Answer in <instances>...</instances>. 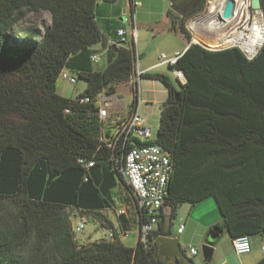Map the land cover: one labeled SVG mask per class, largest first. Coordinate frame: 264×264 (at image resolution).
Instances as JSON below:
<instances>
[{
	"label": "trees",
	"instance_id": "obj_1",
	"mask_svg": "<svg viewBox=\"0 0 264 264\" xmlns=\"http://www.w3.org/2000/svg\"><path fill=\"white\" fill-rule=\"evenodd\" d=\"M169 1L170 29L190 42L187 22L207 0ZM98 6L99 0H0V264H167L158 256L159 236L170 234L164 210L172 221L182 204L208 198L232 241L264 235V45L249 60L239 48L191 44L174 67L186 84L176 88L155 76L168 99L152 143L173 164L158 229L148 246L139 240L127 247L118 234L77 243L67 211L99 215L120 185L132 195L122 155L143 145L132 139L113 150L104 141L98 98L131 83L136 52L133 43L118 41L107 49L106 68L94 69L93 47L107 44ZM39 12L49 14L47 24L20 28ZM65 69L87 83L75 99L57 93Z\"/></svg>",
	"mask_w": 264,
	"mask_h": 264
},
{
	"label": "built area",
	"instance_id": "obj_2",
	"mask_svg": "<svg viewBox=\"0 0 264 264\" xmlns=\"http://www.w3.org/2000/svg\"><path fill=\"white\" fill-rule=\"evenodd\" d=\"M252 0H234L233 14L230 18H224L222 15L226 0H207L206 9L201 14L193 17L187 22V30L191 34V44H200L213 50L239 48L247 59H254L262 46L264 45L262 31V21L264 14L262 10H254L251 7ZM134 8L141 7V2L133 0ZM214 10H217L216 13ZM216 14L217 19L201 21L210 14ZM135 20V14L132 16ZM135 23V22H134ZM136 24L133 26L131 35L128 37L125 29H119L117 34L120 42L133 43L137 38ZM197 36L200 39H197ZM202 36V37H201ZM207 38L211 42H216L217 48L210 47L206 42ZM260 41L257 43V40ZM263 39V40H262ZM236 41V43H235ZM227 45L224 46V44ZM252 49H249V46ZM246 48H245V47ZM182 55L177 53L174 56L162 54L159 65H166L171 68L176 80L181 84H186L185 74L178 69H174ZM93 64L101 61V56L94 54L91 58ZM144 71L139 66V56L135 53V63L132 77V87L136 91L144 77ZM77 76L69 71L63 70L59 76L71 84L77 83ZM109 99L98 101V115L104 125L111 123L117 125L118 129L112 140L107 142L109 148L115 150L118 145L123 149L128 140L136 139L143 143L142 146H136L125 151L122 155L121 173L126 184L130 187L133 199L136 204L139 217L140 240L145 246L150 242V236L155 231L160 218V211L165 204L168 195V184L173 173V164L169 152L161 146L152 143V130L147 124V119L138 111L137 106L133 105L131 114L126 118H112L109 114ZM81 102H90L89 98L82 99ZM104 141H107L104 139ZM122 143V144H120ZM94 163L89 162L86 167H92ZM126 212L122 210L120 215ZM86 223L81 221L74 229L75 235L85 229ZM185 225L181 224L178 233L181 234ZM125 233L123 237H128ZM106 239L113 240L114 232L106 234ZM233 247L238 255L248 254L252 251L251 238L242 236L233 240ZM264 251V248H263ZM188 254L190 257L198 255V251L190 247Z\"/></svg>",
	"mask_w": 264,
	"mask_h": 264
},
{
	"label": "crops",
	"instance_id": "obj_3",
	"mask_svg": "<svg viewBox=\"0 0 264 264\" xmlns=\"http://www.w3.org/2000/svg\"><path fill=\"white\" fill-rule=\"evenodd\" d=\"M124 1L125 3L123 4V15L127 14V16L126 18H124V22L120 24L121 26H118L117 29L118 30L125 29L127 31L128 37H130L132 28L136 24V19L140 21L141 26H137L136 24L137 38L135 40L134 48H135V52L139 56L140 69L144 71L145 74H144L142 81L139 84V88L136 91L132 87L131 83L125 84V85H119L117 87L116 94L111 95V96L101 95V98L100 99L98 98V100L99 102L102 103L104 99H109L108 109H109V114L112 118L128 117L132 112L133 105H136L138 111L147 119V124L152 130L151 140L155 141L158 135L161 107L168 99L167 86L160 79L155 78V76L161 75V76L166 77L172 85H174L173 80H176L170 67L166 65H159L160 56L162 54H166L168 56H174L177 53L182 55L189 48V46L191 45V42H189L188 40L186 41L185 37L181 35L180 33L174 32L170 29V20L167 16V13L162 21H159V22L153 21L152 19L145 17V16H148V14H151V12H148L147 14V12L143 10L144 4L142 0H137L141 2L142 4L141 7H138L140 8L139 10L138 8H134L133 0H124ZM117 2L113 4H116ZM105 5H106L105 2H103L102 0V3L101 1L99 2L98 8L100 6L104 7ZM98 8H97V16L99 19H97V21L103 19L106 22V19L103 18L105 15V9L103 8V10L100 11ZM112 11L114 13L117 12L115 7L112 8ZM133 14H135V20H134L135 23L132 20ZM152 15L153 13L151 14V16ZM120 20L123 21V18L121 17ZM125 22L126 23L128 22L127 28L125 27ZM103 29L108 31V33L107 32L104 33L105 30ZM103 29L101 28L102 32L104 33L106 37V42H107L106 47H104L102 44H99L97 46H94L93 50L95 51L94 54H98L101 57L102 56L106 57V52H107L108 47L116 44L118 41H120V38L117 34V30H111L112 28L108 26L107 24L106 26L103 27ZM176 38H178V40L180 41H175ZM170 41L174 43L170 48L167 47V45H165L166 47H162L164 44L170 45L169 44ZM100 63L101 61L98 64ZM95 65L97 64H93V66ZM106 66L107 64L104 65L100 69V71L104 70ZM67 71H69L74 76L76 75L70 70H67ZM178 84L180 86L179 82ZM120 87H123L124 89L128 90L127 96L130 97L128 102L123 101L124 95L119 91ZM86 88H87V84L84 90H86ZM117 129H118L117 125L113 123L109 125H105L104 139L107 141L112 140L113 136L117 132ZM123 189L124 191H122ZM111 193H113L112 198L114 201L113 203H111L112 206L110 208L98 211L100 214L96 215L97 217L105 216V221L107 222L110 221L111 228L107 230L103 224L100 225L101 231L104 230L103 232L104 239H106L105 236L108 232L113 231L114 235L118 234V238L123 245L127 247H131V248H135L137 243L140 240L139 217H138L135 201L132 195L122 185L112 190ZM125 196H128V199H129L128 201H131L132 203V207L134 208V217H131L127 213V209H125V206H123V205H126L128 206V208L131 209V204L127 203L125 199H122V197L125 198ZM116 201L122 202L121 205L123 206L122 208L117 209L118 220H116L110 215V210L115 209V207L117 206L115 204ZM122 210H125L126 212L124 215L119 214V212ZM164 214L167 216L166 222L169 221V224L171 226L173 220L170 221V218L168 217L170 214V210L169 209L164 210ZM92 215L94 214L84 215V216L93 217ZM188 216H189V219H188L189 226H191L195 230L196 229L198 230V228H203L204 230L208 229L207 231H209V234L213 227H216L222 223V216L220 214V211L218 209L216 202L212 198H208L204 200L203 202L197 204L196 206H193V209L190 210ZM81 221H84L87 224L85 218H82ZM166 222H165V232H169L170 234L159 236L158 240L160 244H159V249H158L159 251L158 256L162 260L167 262V264H191V262H189L188 259H193L194 257L192 258L189 256L188 254L189 250L185 251L182 248L180 244V237L173 236L172 230L170 228L168 229L166 228ZM158 227L159 225L157 226L155 230H157ZM186 230H187V227L185 225L184 231L181 234H179L178 231L177 233L179 236H181L186 233ZM223 231H224L223 234L220 235L214 243V252L217 250V244L219 240H224V238H226L225 236H227L228 240H230L232 244L229 250H231V248L234 249L233 241L230 238L229 234L225 230ZM125 233H129V236L123 237ZM133 233H135V238L133 239L132 244H127L125 240L130 238ZM207 238L204 240V242H206ZM260 238H262L263 240L264 236L262 235L260 236ZM85 240L87 241L86 244L96 241V239L94 240L92 238L85 239ZM251 243H252V251L250 253L244 254V255H238L236 253L240 257V259H238L240 260V264H257L264 257V251H263L264 243H261V247L258 251L257 250L255 251L254 241L252 238H251ZM181 249L185 251V255H183L180 252Z\"/></svg>",
	"mask_w": 264,
	"mask_h": 264
},
{
	"label": "rangeland",
	"instance_id": "obj_4",
	"mask_svg": "<svg viewBox=\"0 0 264 264\" xmlns=\"http://www.w3.org/2000/svg\"><path fill=\"white\" fill-rule=\"evenodd\" d=\"M100 1L102 3V0H99V2ZM142 1L144 4L143 10L146 11L147 14H148V12H151V14L153 13L152 16H151V14H148V16H145V17H148V18L152 19L153 21H157V22L162 21L163 18L166 16L167 10L170 8V1L169 0H142ZM124 3H125L124 0H118V2L116 4L105 3L106 5L104 7L100 6L98 8L100 11L103 10V8L105 9V15L103 18L106 19V22L103 19H102L103 21L102 20L98 21L102 29L107 24L108 26H110L112 28L111 30H118L117 29L118 26H121L120 24H122L124 22V18H126V16H127V14L123 15V4ZM114 7L117 10L116 13H114L112 11V8H114ZM139 9L140 8H138V10ZM49 17H50L49 14L46 12H39L36 14H32L29 16V20H27L25 23L20 25V28H26V27H29L32 25H40L42 21H45L47 24L49 22V19H50ZM121 17L123 18V21L120 20ZM136 24H137V26H141L140 21L138 19H136ZM125 27L126 28L128 27V22L127 23L125 22ZM103 30H105V29H103ZM106 32L108 33V31L105 30L104 33H106ZM175 41H180V40H178V38H176ZM186 41H187V39H186ZM205 41H209V40L207 38H205ZM169 44L170 45L164 44L163 46L162 45L161 46L166 47L165 45H167V47L170 48L174 43H172L170 41ZM226 45H227V43H226ZM106 64H107V59L105 56L104 57L102 56L101 57V63L95 65L94 69L97 71H100V69ZM76 78H77V83H75V84H71L70 82H68L64 79L59 78L57 81V84H56L57 93L59 95H61L62 97H65L68 99H75L80 93H83L85 91L84 88H85L87 83L84 80L79 79L78 77H76ZM173 83H174V86L176 88L180 87L176 80H173ZM119 91L124 95L123 101L128 102L129 98H130L129 96H127L128 90L124 89L123 87H120ZM100 98H101V96L99 97V99ZM122 191H124V189ZM127 197H125V198H127ZM127 203L131 204V209L128 208V206H126V205H123V206H125V209H127V213L131 217H134V208L132 207V203H131V201H128V200H127ZM115 204L117 206L115 207V209L110 210V215L113 218H115L116 220H118L117 209H120L123 206L121 205L122 202H120V201H116ZM191 209H193V206H191L190 204H182L177 210V215L173 219L172 225L170 226L169 221H167L166 222V228L167 229L170 228L172 230L173 236L180 237V244L185 251L189 250L190 247H193L198 251V255L193 258V261L195 264H207V262H205L204 257H203L202 247L205 244L204 240L207 238L209 231H207L208 229L204 230L203 228H198V230L197 229L195 230L194 228L189 226L188 214H189ZM167 212H169V211H167ZM67 213H69V215H70V220H71L72 226L74 228L77 227L78 223L81 221L82 218L86 219L87 224L85 226V229L81 233H78V235H76V241L79 245H84V244L86 245L87 241L85 239H89V238H92L94 240L96 239V241L104 240V234H103L104 230L101 231V229H100L101 224L104 225L106 230L111 228L110 221H108V222L105 221V216L104 217H102V216L97 217L96 215H92L93 217L84 216L82 213L74 212L72 210L67 211ZM180 224H185L187 227L186 233L184 235H181V236H179L177 233ZM225 237L226 238H224V240H219V242L217 241L218 242L217 250L215 249L216 251L214 252V255H213V258H212L210 264H240V260H238V259H240V257L236 254V252L234 251L233 248H231V250H229L232 244H231L230 240H228L227 236H225ZM134 238H135V233H133L130 238L125 240V242L127 244H132ZM252 239L254 241L255 251L256 250L258 251L261 247V243H264V239L262 240V238H260V236L259 237H257V236L253 237ZM87 244H90V243H87ZM230 252H231V254H230Z\"/></svg>",
	"mask_w": 264,
	"mask_h": 264
},
{
	"label": "water",
	"instance_id": "obj_5",
	"mask_svg": "<svg viewBox=\"0 0 264 264\" xmlns=\"http://www.w3.org/2000/svg\"><path fill=\"white\" fill-rule=\"evenodd\" d=\"M251 7L254 10H262L261 0H252ZM233 8H234V0H226L222 12L223 17L230 18L233 14ZM223 232L224 231L218 226L212 228L205 244L202 247L203 257L206 262L212 260L214 254V243L218 239V237L223 234Z\"/></svg>",
	"mask_w": 264,
	"mask_h": 264
},
{
	"label": "bare ground",
	"instance_id": "obj_6",
	"mask_svg": "<svg viewBox=\"0 0 264 264\" xmlns=\"http://www.w3.org/2000/svg\"><path fill=\"white\" fill-rule=\"evenodd\" d=\"M215 12H213V13H216L217 12V10H214ZM210 14V15H208V16H206L205 18H203L201 21H208V20H212V19H217V17H216V14ZM261 26H262V31H261V36H262V33H263V39H264V21H262V24H261ZM197 37H199V36H197ZM262 39V40H263ZM260 41V39L259 40H257V43ZM235 43H236V41H235ZM245 47V46H244ZM246 48V47H245ZM249 49H252L253 47L250 45L249 47H248Z\"/></svg>",
	"mask_w": 264,
	"mask_h": 264
}]
</instances>
